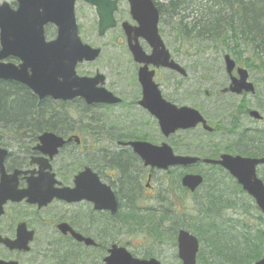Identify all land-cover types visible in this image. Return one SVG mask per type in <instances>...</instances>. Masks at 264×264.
<instances>
[{"label": "flooded vegetation", "instance_id": "af4514ba", "mask_svg": "<svg viewBox=\"0 0 264 264\" xmlns=\"http://www.w3.org/2000/svg\"><path fill=\"white\" fill-rule=\"evenodd\" d=\"M109 1L115 2L116 6L113 13L115 27L101 37L98 30L96 34L103 38L116 31V41L121 46L94 47L100 50L96 60L77 63L75 72L79 77L102 76L96 79L93 89L109 93L111 102L88 104L82 97L70 101L50 98L39 101L25 86L14 83L18 89L28 91L38 103H50L51 109L59 116L68 105L77 104L79 121L78 126L0 125L2 264H104L103 260L113 246L127 250L128 243L121 244L119 236L142 232L147 238L146 245L152 241L153 234L150 232V237L147 232L149 225H157L161 232L167 229L177 231L176 245L182 193L195 202L202 195H215L217 199L228 197L229 192L238 188L229 175L212 174L209 180L206 179V170L217 172L223 169L203 163L202 160L208 158L201 153L204 149L198 153L195 147H191L194 142L191 133L199 130L206 139L217 135L205 115L200 112L212 131L199 124L196 128L177 129L166 135L158 119L142 105L144 94L138 73L144 64L135 61L122 27L123 23L131 27H137L138 23L131 16L128 0ZM151 2L159 14L158 32L162 38L164 31L159 9L155 0ZM123 5L127 7L125 16ZM96 18L98 22L97 15ZM78 34L80 36V25ZM138 44L146 56L151 55L152 50L143 39L139 38ZM105 49L113 50L106 57L105 69L97 67L86 73L83 67L94 66L105 57ZM170 59L183 66L171 53ZM13 62L20 64L17 59ZM183 68L186 75L163 67H147L153 72L152 81L163 101L176 108L196 109L190 102H181L186 99L181 97V81L190 79V66ZM164 70L179 76V80L171 85L163 83L159 78ZM205 96H208L207 92ZM47 133L60 138L62 145L57 147V141L49 140L51 145L45 147L40 139ZM134 143L167 146L175 157H197L200 161L188 166H170L166 170L145 166L132 147ZM191 174L203 178V183L194 192L181 184L182 178ZM80 190L83 198H80ZM95 194L101 195L95 198ZM210 208L213 209L211 204ZM80 235L91 239L94 245L80 242L76 238ZM27 240V251L14 247L15 242Z\"/></svg>", "mask_w": 264, "mask_h": 264}, {"label": "water", "instance_id": "95a60500", "mask_svg": "<svg viewBox=\"0 0 264 264\" xmlns=\"http://www.w3.org/2000/svg\"><path fill=\"white\" fill-rule=\"evenodd\" d=\"M15 8L7 2L0 3V80L20 83L28 88L38 100L51 98L53 100L69 101L84 98L88 104L96 102H111L110 94L98 92L93 88L97 80L103 78L78 77L75 73L77 63L92 62L99 53L83 44L78 36L75 19V0H13ZM95 6L98 15V35H104L109 28L115 27L113 12L115 2L109 0H83ZM132 18L138 23L131 27L123 23L127 36V45L137 63H143L138 78L143 87L144 99L142 105L159 121L166 135L177 129H192L202 124L207 131L212 129L206 125L201 114L192 108H176L163 101L153 83V72L148 71V65L163 67L186 75L185 70L173 60L158 34L159 14L151 0H128ZM53 26L56 35L47 41L45 28ZM143 39L151 48L152 53L146 56L138 39ZM13 58L20 61L18 66L4 61ZM225 72L229 76V86L223 90L235 95L253 94L255 89L248 80L246 69L236 65L229 55L223 56ZM235 72V76L234 73ZM249 117L260 120L257 111L248 112ZM49 140L57 141V147L62 140L53 134H44L40 142L46 147ZM49 142V143H48ZM51 145V144H50ZM134 151L141 157L145 166L166 170L170 166H188L200 161L197 157H175L167 146L156 147L146 143L132 144ZM203 163L219 165L226 170L254 200L260 212L264 215V182L257 175V167L264 164L263 158L243 157L240 155L221 154L219 159H203ZM201 175H185L181 184L190 192H194L202 183ZM56 194V193H55ZM96 195L95 198L100 197ZM56 196L60 197L59 194ZM80 190V198H83ZM115 206L113 205L114 211ZM264 237V233H263ZM86 245H94L89 238H80ZM27 241L14 243V247L27 251ZM199 243L195 236L180 230L177 235V255L181 264H196ZM104 264H160L155 258L138 259L132 257L124 248L113 246L108 251ZM0 264H2L0 262ZM256 264H264V257Z\"/></svg>", "mask_w": 264, "mask_h": 264}, {"label": "trees", "instance_id": "16d2710c", "mask_svg": "<svg viewBox=\"0 0 264 264\" xmlns=\"http://www.w3.org/2000/svg\"><path fill=\"white\" fill-rule=\"evenodd\" d=\"M160 13L161 29L164 37H171L175 43L192 48L198 58L205 54L206 49L217 50L220 56L229 54L236 64L246 68L249 73H259L261 80L255 81L259 87L264 86V0H155ZM54 32L47 30L46 35L52 36ZM177 46V47H178ZM186 54L188 52L186 51ZM232 97V96H231ZM253 109L257 110L263 119L259 127L244 128L240 125L241 116H247L248 107L245 98H242L236 107L237 115L226 110L223 121L214 128V133L225 137L219 144L211 139L201 136L198 140L202 147V154L208 158H216L220 153L238 154L256 158L264 157V89H256L252 96ZM48 102L38 103L28 91L17 88L16 84L0 81V125L8 126H75L78 125L76 114L59 116L51 109ZM221 110V109H219ZM228 115V116H226ZM203 137V136H202ZM204 138V137H203ZM260 171L264 181V166ZM209 171V170H207ZM212 174H228L218 169L217 172H205L206 179ZM218 190V189H215ZM214 190V191H215ZM238 190L243 193L238 186ZM193 199L192 206L196 213L185 210L180 211L179 228L186 229L197 236L200 245L209 248L208 257L204 249L198 255L197 264H255L264 255V240L262 232H258L253 239H242L234 242L220 229V206L223 198L202 195ZM246 196V195H245ZM213 197V198H212ZM249 198L248 196H246ZM182 203L185 195H181ZM221 200V201H220ZM201 201V204H200ZM218 202V204H216ZM210 204L213 209L210 208ZM255 207V206H254ZM257 209V207H255ZM264 222V216L260 214ZM153 234V240L147 245L142 258L158 256L153 250H160L169 241L174 244L177 231L161 230L155 225L147 230ZM169 235V236H168ZM226 235V238H224ZM177 264V254L174 255Z\"/></svg>", "mask_w": 264, "mask_h": 264}, {"label": "rangeland", "instance_id": "374dc122", "mask_svg": "<svg viewBox=\"0 0 264 264\" xmlns=\"http://www.w3.org/2000/svg\"><path fill=\"white\" fill-rule=\"evenodd\" d=\"M6 1L11 3L12 0H0V2ZM125 5L122 6L124 9L123 14L125 16ZM121 9V10H122ZM75 17L78 25H80V37L82 41L92 47L99 48H110L121 46L117 41V32L111 31L107 33L103 38H99L96 34V14L93 7L84 4L81 0H76L75 6ZM49 30H52L49 28ZM53 31V30H52ZM164 31V30H163ZM118 36V35H117ZM162 39L166 45V48L170 51L175 59L181 63L183 66H190L189 80L181 81L182 87V98H185L183 103L192 104L194 108L198 109L203 115L206 116L207 121L211 123L212 126H218L219 121H223L225 125L227 124V119H225L226 110L232 111L233 114L237 115L236 107L239 104L242 98H245V101L248 107L252 106L253 101L251 100L252 96H243L235 97L223 95L220 93V90L228 85V77L225 74L224 65L222 56L217 53V50L206 49L205 54L198 58L195 56L196 52L192 48H187V45H179L173 41L171 37H164L162 34ZM178 46V47H177ZM113 50L105 49V57H102L94 66L83 67L86 73H91L95 68L105 69L107 65L106 57L109 52ZM186 51L188 54H186ZM107 53V54H106ZM179 76H175L170 72L164 70L161 72L159 80L163 83L169 85L176 83L179 80ZM262 75L259 73H249V80L253 82L258 90H263L264 86L259 87L256 85L255 81L261 80ZM208 93V96H205V93ZM251 107L249 109H253ZM221 109V110H219ZM66 115H70L74 120L76 118L73 116L77 114V104L68 105L66 107ZM228 116V115H226ZM240 125L244 128H256L260 124L251 120L247 116H241ZM78 126V125H76ZM194 142H191V147H195L197 152L201 151L202 148L198 147V144H201L198 140V136H201L199 130L195 133H191ZM202 137V136H201ZM207 141L205 138H203ZM225 137L221 135H215L211 137L214 144H219L221 140H224ZM201 141V140H200ZM202 152V151H201ZM204 166V165H201ZM205 168V167H201ZM263 167L258 169V175L262 178L260 171ZM206 170V169H205ZM209 172V171H205ZM231 189V184H230ZM224 198V208L220 211V220L218 223L221 224L220 229H222L229 239H233L234 242H240L242 239H253L254 236L258 234L259 231H264V222L260 219V212L254 207V203L250 198H247L245 195L241 194L238 188L235 191L229 192L228 197ZM193 199L191 197H185V201L182 204V207L185 205V210L196 213L194 206H192ZM180 204V209H181ZM182 210V209H181ZM180 210V211H181ZM181 223V221H180ZM224 235V238H226ZM118 241L121 244L125 242L128 243L126 246L127 250L130 253L136 255V257L141 258V254L146 252L147 238L142 232H133L124 234L122 237H118ZM39 249V248H38ZM204 249L205 257H208L209 248L204 245L200 246V250ZM155 253H159L158 256H154L161 264H177L174 259L176 254V246L173 245L171 241L167 245L163 246L160 250H153Z\"/></svg>", "mask_w": 264, "mask_h": 264}]
</instances>
